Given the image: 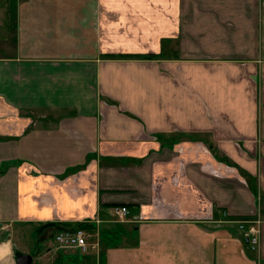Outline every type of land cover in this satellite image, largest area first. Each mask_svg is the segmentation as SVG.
I'll list each match as a JSON object with an SVG mask.
<instances>
[{"label":"crops","instance_id":"obj_1","mask_svg":"<svg viewBox=\"0 0 264 264\" xmlns=\"http://www.w3.org/2000/svg\"><path fill=\"white\" fill-rule=\"evenodd\" d=\"M9 1L0 117L29 127L0 128V228L54 223L35 264H100L65 225L112 264H264V0Z\"/></svg>","mask_w":264,"mask_h":264},{"label":"built area","instance_id":"obj_2","mask_svg":"<svg viewBox=\"0 0 264 264\" xmlns=\"http://www.w3.org/2000/svg\"><path fill=\"white\" fill-rule=\"evenodd\" d=\"M10 116L14 118V121H10L5 125L1 122L6 120L0 117V128L3 129L2 134L5 136L17 138L21 132L27 131L29 124L24 127L17 126L16 120L18 119V114L14 110L10 111ZM1 125H3V127H1ZM112 213L114 222L124 223L129 215V210L126 206H116L113 208ZM262 227L263 221L260 219L259 215H256L254 219L240 221L238 223V228L242 231L247 246L253 252L259 250ZM54 241L60 249L77 250L80 253H87L99 248V241L97 239L92 241L90 235H88L84 229L61 230L55 234Z\"/></svg>","mask_w":264,"mask_h":264},{"label":"rangeland","instance_id":"obj_3","mask_svg":"<svg viewBox=\"0 0 264 264\" xmlns=\"http://www.w3.org/2000/svg\"><path fill=\"white\" fill-rule=\"evenodd\" d=\"M13 2L9 0H0V56H8L9 54L11 55L14 51V44L16 43V36L15 33L11 34V28H7V22L11 21V14L8 13V11L13 12V16L15 15V6L12 4ZM9 23V22H8ZM10 121H2L4 125ZM3 127V125H1ZM40 226L35 225V224H18L14 225V231L13 229L11 230L10 228H0V242L2 240H5L7 236L9 235L10 232H14L12 234V240L14 242V250L16 253H26L32 256L33 258V263L35 264L34 257L38 250H42L43 247L41 244L38 243V238H37V228ZM56 234V233H55ZM54 234V236H55ZM11 235V234H10ZM54 236H53V241H54ZM11 238V236H9ZM101 238L99 237V241ZM50 242L52 243L51 239ZM55 246L56 243L54 241ZM99 246H101V241ZM100 247L98 250H93L89 251L85 254H82V256H86L92 259L93 262L97 259L100 264H112L114 260L107 259V262L104 259V254L102 253L100 259H99V252H100ZM67 250V249H64ZM70 250V249H68ZM77 251V250H76ZM3 250L0 248V254H2ZM129 256H133L132 253H128ZM131 262V261H130ZM132 263V262H131ZM138 264V263H136Z\"/></svg>","mask_w":264,"mask_h":264},{"label":"trees","instance_id":"obj_4","mask_svg":"<svg viewBox=\"0 0 264 264\" xmlns=\"http://www.w3.org/2000/svg\"><path fill=\"white\" fill-rule=\"evenodd\" d=\"M148 57H150V56H148ZM47 227H54V223H45V224H43V225H41L39 228H37V230H36V232H37V234H41V231H40V229L41 228H43V229H45V228H47ZM65 229H72V230H75V229H86V225H65L64 227H62V228H59V229H57V230H53L54 231V233H53V236H54V234L55 233H57V232H59V231H61V230H65ZM39 232V233H38ZM52 236V237H53Z\"/></svg>","mask_w":264,"mask_h":264},{"label":"water","instance_id":"obj_5","mask_svg":"<svg viewBox=\"0 0 264 264\" xmlns=\"http://www.w3.org/2000/svg\"><path fill=\"white\" fill-rule=\"evenodd\" d=\"M14 258H15V264H31L32 263V257L26 253H15Z\"/></svg>","mask_w":264,"mask_h":264}]
</instances>
